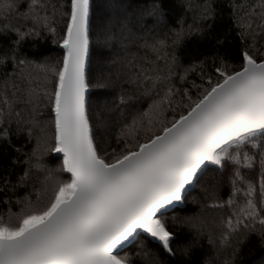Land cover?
<instances>
[{"label":"snow or ice","instance_id":"1","mask_svg":"<svg viewBox=\"0 0 264 264\" xmlns=\"http://www.w3.org/2000/svg\"><path fill=\"white\" fill-rule=\"evenodd\" d=\"M214 3L195 6L198 22L181 18L162 37H145L144 54L126 53L119 71L100 85L119 86L115 101L93 113L87 95L90 0H0V18L7 21L0 24V66L13 68L0 80V203L7 206L0 212V264H131L120 253L141 234L174 255L177 236L163 213L197 185L204 191L202 207L215 215L210 221L173 217L174 224L197 235L208 231L217 252L230 257L224 264H234L250 234L264 241V0L230 5L245 45L238 65L227 50L185 64L187 42L214 39L217 49L227 42V34L211 35ZM133 15L137 22L151 17L166 23L159 2ZM11 17L23 24L13 25ZM48 35L62 46V58L21 57L25 40ZM106 38L113 37L106 32ZM133 101L147 107L121 123L113 146L107 117L134 107ZM13 124L26 143L35 139L30 151L12 144ZM49 153L62 154L58 167L44 163ZM21 186L30 190L15 196ZM138 255L149 256L143 244Z\"/></svg>","mask_w":264,"mask_h":264},{"label":"trees","instance_id":"2","mask_svg":"<svg viewBox=\"0 0 264 264\" xmlns=\"http://www.w3.org/2000/svg\"><path fill=\"white\" fill-rule=\"evenodd\" d=\"M121 0H107L105 2L101 0H90V46L87 62V79L90 85L88 89V101L90 110L93 113H98L100 110V101L103 99V104L108 102L112 104L115 101L116 96L119 93V86L115 87H101L104 83L103 77H107L110 74L115 75L120 69L121 59L125 54L136 53L138 55L144 54V49L140 46L147 37H162L165 33L169 32L170 28L178 27L177 21L181 18L184 19L186 24H193L198 22L196 17V5L203 3V0H123L127 4L121 6L116 12L113 9L116 8L115 2ZM53 3L67 4L68 0H52ZM159 2L166 13V23L156 24L151 17H144L143 20L137 22L134 17V13L140 9H146L152 3ZM189 2L194 6L188 8ZM257 0H215L214 7L217 12L214 27L211 35L213 37L218 35L227 34L226 44L217 49L214 39H205L199 42L189 41L186 43L184 52V63L187 64L190 59H202L205 56L211 57L217 50L224 52L227 50L231 55L230 59L233 64L238 65L240 58L237 55L238 50L244 47V43L239 38V30L236 28L232 20V3H256ZM109 11L112 13V21L114 22L115 30H105L103 39L105 43H99L97 41V28H99L100 16L98 11L101 7L106 5ZM119 4V3H118ZM25 5L21 3L20 10L23 11ZM64 10H67L66 8ZM122 13V14H121ZM129 17L128 27L122 29L121 24L125 19V16ZM110 17V16H109ZM57 19H60L59 16ZM11 23L13 25H22L23 20L19 17H11ZM0 18V24L6 23ZM110 21L107 22L109 26ZM109 30V31H108ZM58 34L62 35L61 28L58 26ZM106 32L111 35L112 39L106 38ZM14 38V37H13ZM4 37H0V43L4 42ZM251 43V40H248ZM21 57H27L30 60L37 62L43 61L45 58L49 62H55L62 58L63 50L62 46L52 43V37L46 36L44 39H27L20 47ZM13 71L11 63L4 66H0V80L4 78L6 73ZM189 79H197L193 75H189ZM197 82L198 79H197ZM127 87V86H125ZM146 99V98H145ZM134 107L122 108L118 112H113L109 118L111 125L107 129L106 138L110 139L115 146V136L119 131L121 123L125 119L130 120L131 116L142 108L147 107L146 103L132 102ZM15 124L12 125L11 142L17 147H22L24 152L30 151L35 145V139L30 143H26V134L20 136L15 135ZM4 141L0 140V145H3ZM11 155L15 156L16 153L12 152ZM23 154H21V159ZM44 163L50 168H56L59 160L62 158L56 153H49L44 158ZM211 171V169H209ZM22 174V172L20 173ZM42 177V174H38ZM66 178V177H62ZM15 180V177H13ZM29 188L19 187L15 189V196L22 197ZM227 187L222 192L224 198H226ZM12 196V193H9ZM204 191L201 185H197L191 189L184 197L182 204L174 206L163 215L168 219L169 229L174 231L177 239L172 241V248L174 255L166 253L158 242L148 238L145 234H141L137 239L125 246L120 255L127 254L130 257L131 264H153L154 261H159V264H224V261L230 257L225 252H217V248L210 243L208 231L203 232L200 235L196 234L195 229L189 228L187 225L180 223H173V217L182 218L186 216L201 215L206 220L207 215L210 217L208 221L215 215L211 210L203 208ZM14 198V197H13ZM13 211H17L18 208L13 206ZM7 206L0 203V212H6ZM212 239L217 240L218 233L213 230L211 233ZM191 247L184 250V246L188 242H192ZM143 244L144 250L149 252L148 257L138 255L140 252V245ZM230 252V249L228 250ZM214 257L216 259H214ZM264 257V241L256 233L250 234L249 238L239 246V251L235 257L234 264H257ZM153 259V260H152ZM152 261V262H151ZM260 264V263H259Z\"/></svg>","mask_w":264,"mask_h":264},{"label":"rangeland","instance_id":"3","mask_svg":"<svg viewBox=\"0 0 264 264\" xmlns=\"http://www.w3.org/2000/svg\"><path fill=\"white\" fill-rule=\"evenodd\" d=\"M101 1H103V2H105V1H107V0H101ZM119 3V4H118ZM115 2V6H116V8L115 9H113L114 10V12H116L121 6H123L124 4H127L125 1H123V0H121L120 2ZM105 5H106V3H105ZM98 13H99V16H100V21H99V28H97L96 30H97V41L99 42V43H105V41H104V39H103V36H104V33H105V30H107V29H110V26L112 27V30L114 31L115 30V28H114V22L112 21V17H111V15H112V13L109 11V9H108V7H107V5L104 7H101V10L100 11H98ZM122 14V13H121ZM110 16V17H109ZM108 21H110V24H109V26H107V25H105V24H107V22ZM109 31V30H108ZM103 99L100 101V105H99V107H100V109L102 108V106H103ZM100 111V110H99ZM107 120H108V127L111 125V123H110V121H109V118L107 117ZM61 158H62V155H59ZM61 163V160H59L58 162H56V164H57V167H58V165ZM207 217V219L209 220L210 219V217L207 215L206 216ZM214 259H216L215 257H214ZM153 260V259H152ZM152 262V261H151ZM264 264V257L260 260V262H258L257 264Z\"/></svg>","mask_w":264,"mask_h":264},{"label":"water","instance_id":"4","mask_svg":"<svg viewBox=\"0 0 264 264\" xmlns=\"http://www.w3.org/2000/svg\"><path fill=\"white\" fill-rule=\"evenodd\" d=\"M57 154V153H56ZM58 155H62V154H58ZM182 204V202H178V203H175V204H173L172 206H171V208H173L174 206H179V205H181ZM170 208V209H171Z\"/></svg>","mask_w":264,"mask_h":264}]
</instances>
